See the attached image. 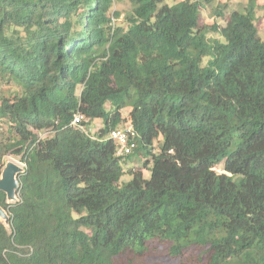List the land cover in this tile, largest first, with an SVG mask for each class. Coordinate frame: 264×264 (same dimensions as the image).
Masks as SVG:
<instances>
[{
	"label": "trees",
	"instance_id": "1",
	"mask_svg": "<svg viewBox=\"0 0 264 264\" xmlns=\"http://www.w3.org/2000/svg\"><path fill=\"white\" fill-rule=\"evenodd\" d=\"M212 1L131 0L115 22L114 0H0V83L17 88L0 171L25 165L18 200L0 192V264H264V2L216 5L220 26L201 20Z\"/></svg>",
	"mask_w": 264,
	"mask_h": 264
},
{
	"label": "rangeland",
	"instance_id": "2",
	"mask_svg": "<svg viewBox=\"0 0 264 264\" xmlns=\"http://www.w3.org/2000/svg\"><path fill=\"white\" fill-rule=\"evenodd\" d=\"M176 1H179V0H166V2H168L169 4L174 3ZM257 1L259 2V4H262L264 2V0H257ZM245 3H246V0H213L211 5L201 7V12H200L201 13V20L206 25L216 24V25L222 26L224 23L222 18L215 14L216 5L225 4L224 11L226 13L227 11H230L233 9L242 10ZM131 8H132L131 0H114L111 11H116L119 13V17L117 19H115V22H120L123 19L124 15L127 14L128 12H130ZM124 25H125V23H124ZM255 25L257 27L259 36L264 40V16H263V13L261 10L256 11ZM209 35L214 36V37L219 36L218 33H215V32L212 34L209 33ZM15 91H17V88L15 86L4 85V84L0 83V98L10 96ZM99 125H100V122L97 119H94L89 123L88 126L92 130V132L90 133L91 135H95L96 130L98 129ZM8 135H9L8 127L5 124H3V127L1 126L0 139L3 136L6 137ZM6 159H14L16 161H20L16 156H13V155H7ZM131 159H132L131 162L123 164L124 169H128L131 167H137L141 164V161L139 162V160H137L135 156L132 157ZM215 170L221 171V166H217L215 168ZM143 174L145 176H148L147 171H144ZM125 178H126V176H124V179ZM158 263L159 264H178V261L175 259H171L167 255L165 257H163L159 253L158 254Z\"/></svg>",
	"mask_w": 264,
	"mask_h": 264
},
{
	"label": "water",
	"instance_id": "3",
	"mask_svg": "<svg viewBox=\"0 0 264 264\" xmlns=\"http://www.w3.org/2000/svg\"><path fill=\"white\" fill-rule=\"evenodd\" d=\"M25 166L20 161L6 159L0 171V192L5 195V202L10 204L18 200L19 176L24 172ZM0 222L5 228L9 227L10 216L8 211L0 206Z\"/></svg>",
	"mask_w": 264,
	"mask_h": 264
},
{
	"label": "built area",
	"instance_id": "4",
	"mask_svg": "<svg viewBox=\"0 0 264 264\" xmlns=\"http://www.w3.org/2000/svg\"><path fill=\"white\" fill-rule=\"evenodd\" d=\"M84 119V116L77 112L72 118L71 125L75 128L91 133V128L89 126L86 127L82 124V121H84ZM136 136L137 134L135 130L133 129L132 125L128 122L125 123L124 126H122L121 128L112 129L109 132V138L114 142L116 146L117 155H124L129 153L135 146L134 139ZM21 164L24 165L22 162Z\"/></svg>",
	"mask_w": 264,
	"mask_h": 264
}]
</instances>
